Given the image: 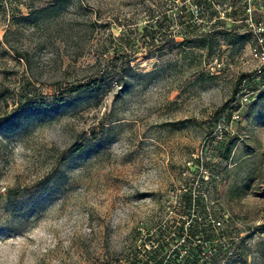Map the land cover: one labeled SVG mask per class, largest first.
<instances>
[{"label": "rangeland", "instance_id": "rangeland-1", "mask_svg": "<svg viewBox=\"0 0 264 264\" xmlns=\"http://www.w3.org/2000/svg\"><path fill=\"white\" fill-rule=\"evenodd\" d=\"M53 1L0 0V114L32 104L0 128V264H144L174 243L195 181L198 214L220 220L200 264H264V65L243 18L260 0H183L200 26H162L153 45L179 0H57L20 18ZM125 58L127 84L111 76L96 106L37 109Z\"/></svg>", "mask_w": 264, "mask_h": 264}, {"label": "trees", "instance_id": "trees-1", "mask_svg": "<svg viewBox=\"0 0 264 264\" xmlns=\"http://www.w3.org/2000/svg\"><path fill=\"white\" fill-rule=\"evenodd\" d=\"M180 2L177 3V7L175 10H177L175 13L167 12V9L174 7L173 2H164V7L160 10L158 18L154 19V27L149 30V34L147 36L149 45H153L154 41H161L163 39L164 41L168 38L163 35L161 32L162 26H167L172 23L178 24V26H181L183 28L188 30H195L200 26V21L196 20L195 17L192 16L193 11L185 9L187 3L183 0H179ZM195 4L199 5L201 4V0H191ZM211 2V0H210ZM55 3H57V0H54L53 2L36 7V8H29V10L24 13L20 14V18L24 20H28L29 22H33L36 19V15L38 13H42L47 8L54 7ZM197 7L194 8V12H197ZM214 13V10H211L209 8L208 15H212ZM3 38L5 41L6 35L5 31L3 33ZM131 70V66L129 65L128 58H125L124 60H121L118 64L111 63L106 70H104V74H99L98 76L89 78L87 80H84L82 82H75L70 83L65 88H62L56 94L51 102H43L41 104H38V110L41 113L45 112H58V111H65L69 107L77 106L79 108H85V107H91L96 106L99 103L100 98L106 94L109 88H107L104 84L111 82V76H115V80L119 87L125 86L127 84L126 80V74L125 71ZM106 81V82H105ZM31 104V98L29 95H24L22 97V100L17 102L13 108L10 110L5 111L4 113L0 114V117H3V120L0 121V128H3L9 124L15 123V121L18 119V114L21 110H23V107H27ZM20 110V111H19ZM94 140L93 143H98L100 141H104L105 138L104 135H93L92 136ZM231 142L228 143V147L226 150L229 149ZM82 148V145L79 144L77 149ZM179 201L182 202L183 207H187L189 204V194L186 190L182 192V195ZM201 204V203H200ZM187 211V210H185ZM181 222H178L176 232L177 237L179 236V233L181 231L182 225ZM209 226H197V224H193L189 227L190 234H194L198 229H200V233L202 236V239H209L212 236H214L213 230ZM163 234V233H161ZM148 239V238H147ZM186 245H188V251L186 256L178 257V250L176 248H173L169 254L167 253V248L163 250L162 248L164 245L167 246V241H156V245L153 248L145 250V263L144 264H188L190 261L193 264H196V255L198 253L199 248L196 246V244L191 245L189 238L185 239ZM139 251V248L134 247L133 248V258L137 261L139 258L137 256V253ZM160 252V253H159ZM178 257V258H177ZM181 261V262H180Z\"/></svg>", "mask_w": 264, "mask_h": 264}, {"label": "built area", "instance_id": "built-area-1", "mask_svg": "<svg viewBox=\"0 0 264 264\" xmlns=\"http://www.w3.org/2000/svg\"><path fill=\"white\" fill-rule=\"evenodd\" d=\"M255 5L254 10L259 12L258 15L254 16L252 14H245L243 18L246 20L248 30H250L253 34L254 43L251 47V50L255 58L258 60L257 65L254 67V72H259L262 66L264 65V0H260V2H257V4ZM252 92L253 89H245L240 95L239 102L247 100L251 96ZM193 158V165L200 170L201 165L203 163V158L200 154H195ZM186 163L189 164L190 160H188ZM204 171L205 170L203 169V172ZM198 188H200V181H195L192 187H188V189L186 190L189 194V204L187 207H185L187 211H185L184 214H179L182 220V228L178 237L176 236V230H174L176 233V235L174 234V243L170 247L168 246L167 248L168 254L173 248H176L178 250V257L186 256L188 251V245H186L185 239L189 238L190 244H196V246L199 248L198 253L196 255V264H200V243L204 240L202 238L200 239V237H202L200 229H198L194 234L191 235L189 227L193 224H197L198 227L207 225L211 229L216 230V228L220 224V220L216 217H210L209 213H207V216L198 214V210L196 209V207H198L199 203H203L201 201V196L199 194L200 190H198ZM175 224H178V221H174V225ZM193 237H197L196 241H194ZM188 264L193 263L190 261Z\"/></svg>", "mask_w": 264, "mask_h": 264}]
</instances>
